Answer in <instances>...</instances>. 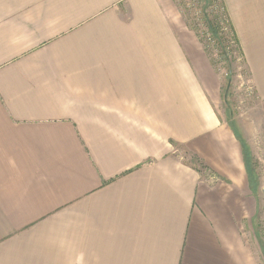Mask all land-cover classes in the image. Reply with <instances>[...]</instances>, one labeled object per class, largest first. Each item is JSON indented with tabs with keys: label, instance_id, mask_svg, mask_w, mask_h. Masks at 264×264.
<instances>
[{
	"label": "crops",
	"instance_id": "crops-1",
	"mask_svg": "<svg viewBox=\"0 0 264 264\" xmlns=\"http://www.w3.org/2000/svg\"><path fill=\"white\" fill-rule=\"evenodd\" d=\"M220 2L264 116V0ZM175 20L168 0H0V264H257L241 145Z\"/></svg>",
	"mask_w": 264,
	"mask_h": 264
},
{
	"label": "rangeland",
	"instance_id": "rangeland-1",
	"mask_svg": "<svg viewBox=\"0 0 264 264\" xmlns=\"http://www.w3.org/2000/svg\"><path fill=\"white\" fill-rule=\"evenodd\" d=\"M168 1L172 5V13L176 17L174 25L179 31L185 33L188 44L193 47L196 53H199L205 71L203 72L200 62L196 65V62L191 59L197 74L202 79L205 77L207 86H211L207 76L213 84L212 88H214L215 94H211V97L213 96L216 112L222 121L227 120L233 123L241 138L251 149L257 162L261 183L260 212L258 219L249 222L248 217H246L242 223L244 236L251 244L256 263L264 264V253L261 252L253 233L254 230L257 232L259 230L258 235L260 234L264 242V116L250 83L247 66L238 51L232 50L227 57H224L214 38H208L209 33L202 14L204 12L202 0ZM210 9L211 7L208 8V12L211 11ZM224 10V6L223 8L217 6L214 11L221 13ZM233 47L234 44L231 42L229 49ZM228 62L231 64L230 70H228ZM176 154L181 156L183 161H189L193 157L192 151H185V148L181 146L176 147ZM200 170L203 171L204 176L209 174L203 168Z\"/></svg>",
	"mask_w": 264,
	"mask_h": 264
},
{
	"label": "trees",
	"instance_id": "trees-1",
	"mask_svg": "<svg viewBox=\"0 0 264 264\" xmlns=\"http://www.w3.org/2000/svg\"><path fill=\"white\" fill-rule=\"evenodd\" d=\"M202 1L204 2V8H203L204 12H202V14L205 19L207 31L210 34V36L214 38V41L221 49V53L224 55V57L225 56L227 57L228 53L232 52V50H236L242 57L243 62L245 63L236 34L233 30L232 24L230 23L227 17L225 10L224 12L221 13L214 11L217 6L223 8L221 2H219V0H202ZM210 7H211V11L208 12V8ZM231 42L234 44V47L232 49H229V45ZM230 65L231 64L228 62V70H230ZM226 122L234 132V135L238 139L242 148L243 161L248 177L250 192L256 203L255 211L251 218V220H255L258 219V215L261 207V199L259 197L261 183H260V175L257 170V162L253 157L251 149L249 148L247 143L241 138L239 132L233 126V123L227 120ZM192 156L193 157L188 161V163H190L193 167H195L199 172L200 169L206 168L205 164L200 160V158L197 155L193 154ZM254 229H255V224H254ZM258 232L257 230H254L253 233L255 238L257 239V244L261 252L264 253V242L262 241L260 234L258 235Z\"/></svg>",
	"mask_w": 264,
	"mask_h": 264
},
{
	"label": "built area",
	"instance_id": "built-area-1",
	"mask_svg": "<svg viewBox=\"0 0 264 264\" xmlns=\"http://www.w3.org/2000/svg\"><path fill=\"white\" fill-rule=\"evenodd\" d=\"M210 10H211V9H210ZM208 38H209V39H211V38H212V37L210 36V34H209Z\"/></svg>",
	"mask_w": 264,
	"mask_h": 264
}]
</instances>
